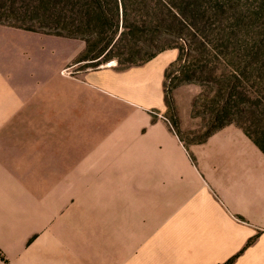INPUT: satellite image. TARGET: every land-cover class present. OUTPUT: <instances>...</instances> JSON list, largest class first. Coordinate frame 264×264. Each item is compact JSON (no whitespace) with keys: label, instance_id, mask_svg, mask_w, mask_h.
Listing matches in <instances>:
<instances>
[{"label":"crops","instance_id":"crops-1","mask_svg":"<svg viewBox=\"0 0 264 264\" xmlns=\"http://www.w3.org/2000/svg\"><path fill=\"white\" fill-rule=\"evenodd\" d=\"M20 33L0 28V40ZM49 38L62 43L59 64L52 48L29 50L45 74L79 64L82 41ZM178 57L169 50L138 67L80 74L59 96L61 115L75 119L61 132L83 135L71 146L45 141L42 153L19 139L25 126L8 124L37 115L27 108L31 84L10 79L25 84L31 67L0 70V264H264V154L235 125L184 147L164 119L165 72ZM119 116L121 139L138 141L139 172L117 186L85 185L77 168Z\"/></svg>","mask_w":264,"mask_h":264},{"label":"rangeland","instance_id":"rangeland-1","mask_svg":"<svg viewBox=\"0 0 264 264\" xmlns=\"http://www.w3.org/2000/svg\"><path fill=\"white\" fill-rule=\"evenodd\" d=\"M165 1L179 6L181 0ZM193 4L189 8L192 12L186 16L193 30L182 39L162 37L161 53L176 50L179 54L165 78L164 92L171 98V105L166 106L164 113L165 123L186 149L203 143L210 131L229 122L243 125L261 140L264 133V0H194ZM42 6L37 0H0V28L25 32L18 37H1L0 70L11 66L17 72V68L29 66L36 72L28 76L25 84L23 76L10 79L20 83L24 90L31 84L27 94L32 99L27 102V108L35 110L37 115L15 117L8 124L25 126L18 134L19 139L33 142L38 153L44 151L45 141L67 142L71 146L83 135L74 131L61 132L62 125L70 129L75 124V119L61 115L59 95L63 88H72V81L89 70L110 65L118 70L141 66L137 64L124 69L116 59L95 65L91 61H82L61 67L55 75L48 76L44 73L42 55L29 51L35 48L46 52L52 48L53 61L59 64L56 56L62 43L55 47L59 44L44 34L48 32L49 22ZM140 36L139 33L137 39L140 40ZM185 44L192 46L185 47ZM76 60L78 62L80 56ZM116 118L110 125L111 130L98 134L95 150L77 168L89 178L84 181L85 185H91L94 178L100 187L117 186L124 176L139 172V165L134 163L140 155L136 148L138 141L121 139L127 134L123 132L127 119ZM3 139L12 140L13 134L5 133ZM71 151L69 147V153Z\"/></svg>","mask_w":264,"mask_h":264},{"label":"trees","instance_id":"trees-1","mask_svg":"<svg viewBox=\"0 0 264 264\" xmlns=\"http://www.w3.org/2000/svg\"><path fill=\"white\" fill-rule=\"evenodd\" d=\"M37 2L40 6L43 5L49 22L48 32L44 34L84 42L85 53L80 56L78 62L91 61L92 65L111 59L118 60L119 66L124 69L137 64L142 65L163 51L162 37L166 35L174 40L182 39L193 30L186 16L192 12L189 8L194 5V0H181L179 6L169 5L165 0H40V2L37 0ZM8 27L21 29L16 26ZM26 31L33 32L27 29ZM139 33L140 40L137 39ZM186 46L190 47L192 44H185ZM179 60H182V55ZM165 104L167 107L171 105L168 93L165 94ZM216 120L220 121V117L216 116ZM233 124L241 128L264 154V133L263 138L259 140L255 138L256 135L254 137L250 133V130L234 122L220 124L210 131L208 136Z\"/></svg>","mask_w":264,"mask_h":264}]
</instances>
